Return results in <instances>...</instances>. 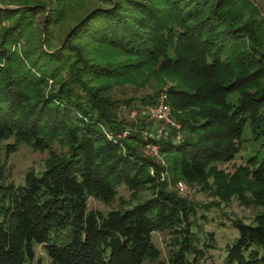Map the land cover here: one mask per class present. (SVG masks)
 I'll return each instance as SVG.
<instances>
[{"label": "trees", "instance_id": "1", "mask_svg": "<svg viewBox=\"0 0 264 264\" xmlns=\"http://www.w3.org/2000/svg\"><path fill=\"white\" fill-rule=\"evenodd\" d=\"M261 2L0 0V264H32L35 245L49 264H199L215 237L199 243L192 228L207 218L179 181L213 197L205 207H261L250 223L232 217L220 264H264V157L232 163L246 127L264 147ZM162 93L178 140L132 129L129 111ZM20 143L47 157L16 183L1 155ZM119 186L130 201L89 207ZM163 231L166 261L153 242Z\"/></svg>", "mask_w": 264, "mask_h": 264}, {"label": "rangeland", "instance_id": "2", "mask_svg": "<svg viewBox=\"0 0 264 264\" xmlns=\"http://www.w3.org/2000/svg\"><path fill=\"white\" fill-rule=\"evenodd\" d=\"M261 2V11L264 14V0H259ZM54 42H57L55 39ZM168 84V83H167ZM165 85L162 86L164 88ZM133 91H119L118 96L127 97L132 95ZM143 93V91H141ZM146 106H142L145 108ZM141 109V108H140ZM138 109V110H140ZM127 115V112L125 113ZM135 124L132 129L136 130V127L139 126L137 122L146 123L152 129L159 125V121L155 119L147 118L143 114H139L135 118L132 119ZM130 129V128H128ZM172 132V131H171ZM173 134V132H172ZM243 144L241 147V151L236 156L232 163L238 164L242 161L246 160L250 155L256 154L259 158L264 157V147L259 145V141L254 140L251 132L248 127H246L243 133ZM8 142H12L9 140ZM158 154L156 158L161 159ZM47 157L46 151H34L26 144H18L16 150L8 154H2L1 158L5 159L6 166L8 168L9 174L11 178L15 180L16 183H20L23 181L24 175L28 170L33 169L34 171H40L43 169L44 160ZM220 167L231 169L230 165L220 164ZM184 185L183 189H180L178 182L176 188L182 195H186L192 200H194L200 207L197 208V212L199 215H204L207 219L202 218L203 216L198 218V223H200L199 227H193L192 231H198L199 235V243L203 242L206 232L212 231L215 237V247L210 248L204 254V258L199 260V264H220L221 259L225 255L224 253V245L226 243L231 242L233 238L237 235V230L231 224L232 217L243 218L245 222H252V218L255 215L262 213L263 209L261 207L254 206H246L240 204L236 198H232L231 201L224 205L220 206H210L205 207L210 204V201H214V198L211 197L208 193L203 192L198 189V185H188L181 181ZM123 201H130V192L124 187H118V195L117 198L109 203L104 204L99 200L91 198L89 200V207L100 209L101 211H107L111 208H116L117 206L122 204ZM153 242L160 249V258L161 260H167L169 253L171 251L172 245V234L168 231L163 232H155L153 234ZM34 259L32 260V264H49L48 257L45 253L43 247L35 245L34 246ZM155 261H145L142 264H156Z\"/></svg>", "mask_w": 264, "mask_h": 264}, {"label": "built area", "instance_id": "3", "mask_svg": "<svg viewBox=\"0 0 264 264\" xmlns=\"http://www.w3.org/2000/svg\"><path fill=\"white\" fill-rule=\"evenodd\" d=\"M165 94L162 93L158 97V101L155 104H147L146 107L142 109L141 113L157 119L159 121V125L156 127V134L157 136H165L168 134V130L172 129L173 132H175V137L180 138V124L178 121L174 120L170 114V109L165 102ZM138 109L132 108L129 111V117H134L138 114L136 111ZM121 137H126L127 134H130V131L128 129L123 130ZM152 143H148L146 145L147 149L151 151V153L155 156L158 155L159 147L157 145H151Z\"/></svg>", "mask_w": 264, "mask_h": 264}, {"label": "bare ground", "instance_id": "4", "mask_svg": "<svg viewBox=\"0 0 264 264\" xmlns=\"http://www.w3.org/2000/svg\"><path fill=\"white\" fill-rule=\"evenodd\" d=\"M142 109H143V108H141L140 110H136V111L138 112V114L135 115L134 117H130V118H135V117L138 116L139 114H142V113H141ZM143 115H144V114H143ZM145 116H146V115H145ZM146 117H147V118H150V119H155V118H152V117H149V116H146ZM155 120H157V119H155ZM113 135H114L115 137H117V138L120 139L122 133H121V131H120V132H117V133H111V132L109 133V136H113ZM175 139L178 140V139H180V138H176V137H175ZM151 145H157V146H158V144H155V143H154V144H151ZM158 147H159V146H158ZM178 185H179L180 189H183V188H184V185L181 183V181L178 182Z\"/></svg>", "mask_w": 264, "mask_h": 264}]
</instances>
